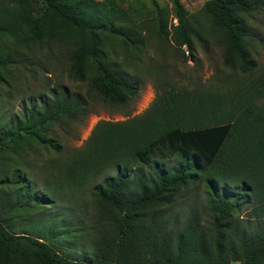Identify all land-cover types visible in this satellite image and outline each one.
Returning <instances> with one entry per match:
<instances>
[{"label":"trees","instance_id":"trees-1","mask_svg":"<svg viewBox=\"0 0 264 264\" xmlns=\"http://www.w3.org/2000/svg\"><path fill=\"white\" fill-rule=\"evenodd\" d=\"M42 1L36 12L28 0H0V87L10 86L23 48L57 45L67 46L71 75L89 88L54 89L0 116V264H264L262 89H164L143 114L99 121L68 152L61 135L91 104H134L140 82L108 51L117 41L132 54L144 42L137 23L106 3L94 14L93 0L94 13ZM173 1L178 47L201 40L203 17L225 44V63L255 70L248 18L263 0H207L199 17ZM157 25L162 42L161 13ZM42 151L49 158L39 171L30 155ZM193 187L202 205L172 215Z\"/></svg>","mask_w":264,"mask_h":264},{"label":"rangeland","instance_id":"rangeland-1","mask_svg":"<svg viewBox=\"0 0 264 264\" xmlns=\"http://www.w3.org/2000/svg\"><path fill=\"white\" fill-rule=\"evenodd\" d=\"M67 6L81 5L86 12L96 14L101 3H106V11L117 8L128 16V20L137 23L143 40L138 51L126 50L120 43L114 41V49L108 51L110 61L127 71L132 81L140 82V92L134 104L116 106L105 103L91 104V110L78 124L72 125L68 135H61L68 147V152L81 147L99 121H121L143 114L155 99L157 93L164 89L176 88L203 93H227L256 83L262 89L261 101H264V7L249 16L248 40L251 55L257 66L253 72L245 73L239 68H232L225 63V44L221 36L213 32L211 25L201 17L197 26L201 31V40L193 42V49L187 46L178 47L173 41V25L177 24L174 17L173 0H93V7H88L91 0H59ZM189 13L197 15L207 0H179ZM264 1V0H263ZM32 10L40 12L42 0H28ZM88 3V4H86ZM34 11V10H33ZM159 13L167 28L164 41L158 37L157 20ZM139 26V27H138ZM65 48L52 45L49 47L23 48L17 54L9 87H0V116L10 119V115L21 109L26 101L41 99L43 95L54 89L86 92L89 84L76 80L70 73V64L66 57ZM133 53L139 55L136 60ZM10 71V67L9 70ZM36 162L39 171L49 158L46 151L30 155ZM203 196L195 188H189L182 193L174 205L172 215L183 218L192 209L202 205ZM89 208L92 207L88 202ZM81 208L83 206H80ZM231 264H243L232 262Z\"/></svg>","mask_w":264,"mask_h":264}]
</instances>
